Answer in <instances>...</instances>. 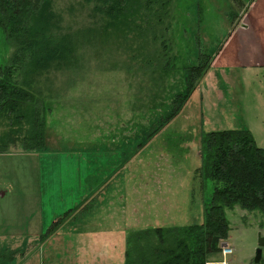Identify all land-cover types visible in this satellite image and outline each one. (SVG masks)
Instances as JSON below:
<instances>
[{
	"label": "rangeland",
	"instance_id": "rangeland-1",
	"mask_svg": "<svg viewBox=\"0 0 264 264\" xmlns=\"http://www.w3.org/2000/svg\"><path fill=\"white\" fill-rule=\"evenodd\" d=\"M52 1L66 30L92 26V3ZM167 21L169 31L156 33L167 38L162 85L146 66L161 41L140 47V38L79 48L77 69L39 80L49 109L43 150L25 152L17 144L0 153V248L14 251V264H123L127 239L139 228L203 222L213 187L194 172L203 134L248 129L264 147V0H171ZM12 53L0 30V66ZM201 54L210 56L208 67L187 92ZM237 58L244 65L231 64ZM254 60L258 65L250 66ZM186 94L165 126L177 107L172 101L179 105ZM6 131L0 116V136ZM187 191L185 209L179 203ZM163 202L171 203L169 219L156 213ZM77 208L53 237L39 240ZM225 213V243L232 249L225 261L256 264L264 237L260 216L238 207ZM221 261L220 253L210 258L211 264Z\"/></svg>",
	"mask_w": 264,
	"mask_h": 264
},
{
	"label": "trees",
	"instance_id": "trees-1",
	"mask_svg": "<svg viewBox=\"0 0 264 264\" xmlns=\"http://www.w3.org/2000/svg\"><path fill=\"white\" fill-rule=\"evenodd\" d=\"M84 1L93 4L90 14L95 20L92 26L72 32L62 26L63 19L54 11L52 0H0V30L13 49L8 63L0 66V116L7 126L0 136V153L17 144L25 152L43 150L45 112L49 109L41 98L39 80L50 72L77 69L79 48L104 45L111 39L140 38V47L160 40L161 49L147 58L146 66L157 74L161 85L164 83L169 68L167 38L156 33L170 29L171 0ZM209 59L201 54L200 65L190 69L187 92L205 74ZM189 96H183L180 106L172 101L178 108L171 107L174 114L165 126ZM200 147L201 166L196 171L213 183L203 208V222L135 232L127 239L123 264H206L209 256L221 253L228 239L225 210L234 207L257 212L259 228H264V148L257 146L249 131L238 129L207 132L201 136ZM78 209L66 211L51 223L40 240L54 235ZM13 255L14 251H0V257L7 261ZM258 264H264L263 257Z\"/></svg>",
	"mask_w": 264,
	"mask_h": 264
},
{
	"label": "crops",
	"instance_id": "crops-1",
	"mask_svg": "<svg viewBox=\"0 0 264 264\" xmlns=\"http://www.w3.org/2000/svg\"><path fill=\"white\" fill-rule=\"evenodd\" d=\"M264 45V44H263ZM224 53V52H223ZM222 53V54H223ZM221 54V55H222ZM220 55V56H221ZM219 58V56L216 58V60ZM239 60V58H237V60H234V61H232L231 62V64H233V65H236V64H239L238 66H240V65H244V62H242V61H238ZM237 61V62H236ZM216 62V61H215ZM257 61L256 60H254V61H252V62H250L249 63V65L250 66H257L258 64L256 63ZM225 64H226V62H225V60H223L222 59V61H221V63L219 64L220 66H225ZM262 65H264V60L262 61ZM209 71V70H208ZM238 130H247V131H249L250 132V130H248V129H238ZM251 133V132H250ZM252 134V133H251ZM252 136H253V138H254V140H255V142H256V144H257V146L258 147H260V148H264V147H262V146H260V145H258V143H257V141H256V138H255V136L252 134ZM261 141H264V140H261ZM198 169V168H197ZM197 169H195L194 170V172L197 170ZM192 181H193V178H192ZM142 186H139L138 188H141ZM188 190V189H187ZM137 191H138V189H137ZM188 193H185V195H184V197H182L181 198V202L179 203V205H181V206H183L184 205V208L185 209H187L189 206H190V198H189V191H187ZM169 205H171V203L169 202V203H167V204H165L164 202L163 203H161L158 207H159V209L156 211V213L157 214H159V215H161V214H165V216H167L168 217V219H169V215L172 213V211L170 210V209H168V206ZM173 205H175V209L178 207V203H175V202H173ZM170 208V207H169ZM203 208H204V205H203ZM164 220H166V219H164L162 216H161V221H164ZM161 224H153V226H151V227H147V228H139L137 231H143V230H147L148 228H151V229H155V228H162V227H164L165 228V226H160ZM187 226H189V225H187ZM184 227V226H183ZM167 228H170V227H167ZM172 228H174V227H172ZM43 233H41L40 234V236L42 235ZM56 234V233H55ZM54 235H52V237H53ZM40 240V239H39ZM41 241V240H40ZM24 244H27V242H24ZM226 244V243H225ZM227 245V244H226ZM228 246V245H227ZM4 251V250H8V251H11L10 249H8V248H5V247H3V248H0V251ZM221 254V253H220ZM213 256H216V255H211V256H209L208 257V259H207V263L206 264H211L210 263V258H212ZM221 257H222V255H221ZM223 259V258H222ZM15 263V259H12V260H9V261H7V262H3V263H0V264H14Z\"/></svg>",
	"mask_w": 264,
	"mask_h": 264
},
{
	"label": "water",
	"instance_id": "water-1",
	"mask_svg": "<svg viewBox=\"0 0 264 264\" xmlns=\"http://www.w3.org/2000/svg\"><path fill=\"white\" fill-rule=\"evenodd\" d=\"M225 246V244L223 245ZM264 248V237H259L257 249L255 251L254 262L258 264L262 259V249Z\"/></svg>",
	"mask_w": 264,
	"mask_h": 264
},
{
	"label": "built area",
	"instance_id": "built-area-1",
	"mask_svg": "<svg viewBox=\"0 0 264 264\" xmlns=\"http://www.w3.org/2000/svg\"><path fill=\"white\" fill-rule=\"evenodd\" d=\"M232 254V249L228 246H225L222 248L221 255H222V261L220 264H228L225 259Z\"/></svg>",
	"mask_w": 264,
	"mask_h": 264
}]
</instances>
